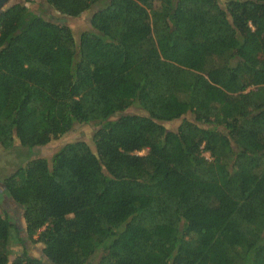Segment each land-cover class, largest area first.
Listing matches in <instances>:
<instances>
[{
  "label": "trees",
  "instance_id": "obj_1",
  "mask_svg": "<svg viewBox=\"0 0 264 264\" xmlns=\"http://www.w3.org/2000/svg\"><path fill=\"white\" fill-rule=\"evenodd\" d=\"M44 2L89 30L0 11V146L63 142L2 180L0 264H264V0Z\"/></svg>",
  "mask_w": 264,
  "mask_h": 264
},
{
  "label": "rangeland",
  "instance_id": "obj_2",
  "mask_svg": "<svg viewBox=\"0 0 264 264\" xmlns=\"http://www.w3.org/2000/svg\"><path fill=\"white\" fill-rule=\"evenodd\" d=\"M17 3L24 4L26 7H28L29 10L41 14L45 19L53 20L58 24L68 25L72 29L76 37H78L82 32L89 30V17L91 15L90 11L77 18L64 17L47 7L44 0H29V2H24L23 0H10L5 8H8L9 6ZM89 130L90 129L88 127H80L75 133V137L85 136L87 135ZM71 139L73 138L68 137V140ZM62 143V141L53 142L51 145L42 148H36L31 153H29L25 148L19 146L17 143H15L13 147L8 149L0 146V190H2V180L5 178V176L14 172L15 169L20 165L24 166L29 160L35 157H50L55 151L60 148ZM143 154H145V151L140 152V155ZM204 157L208 158V155L204 154ZM1 207L2 210L4 209V211H11L15 208V206L11 202H6ZM36 237L37 236H35V238ZM39 246L40 245H37V247L33 248L30 254L37 255V248ZM9 250L11 252V258L16 257L23 251L21 247L12 242L9 244Z\"/></svg>",
  "mask_w": 264,
  "mask_h": 264
},
{
  "label": "water",
  "instance_id": "obj_3",
  "mask_svg": "<svg viewBox=\"0 0 264 264\" xmlns=\"http://www.w3.org/2000/svg\"><path fill=\"white\" fill-rule=\"evenodd\" d=\"M10 0H0V11L3 10Z\"/></svg>",
  "mask_w": 264,
  "mask_h": 264
}]
</instances>
